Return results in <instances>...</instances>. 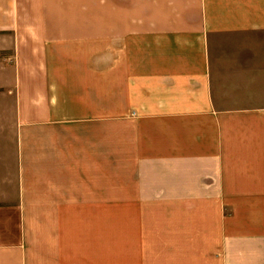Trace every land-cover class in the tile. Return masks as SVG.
<instances>
[{
	"label": "crops",
	"instance_id": "1",
	"mask_svg": "<svg viewBox=\"0 0 264 264\" xmlns=\"http://www.w3.org/2000/svg\"><path fill=\"white\" fill-rule=\"evenodd\" d=\"M0 264H264V0H0Z\"/></svg>",
	"mask_w": 264,
	"mask_h": 264
}]
</instances>
